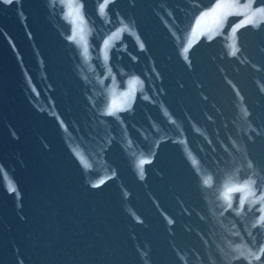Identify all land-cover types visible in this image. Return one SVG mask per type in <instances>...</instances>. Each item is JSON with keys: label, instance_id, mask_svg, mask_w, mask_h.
<instances>
[{"label": "water", "instance_id": "water-1", "mask_svg": "<svg viewBox=\"0 0 264 264\" xmlns=\"http://www.w3.org/2000/svg\"><path fill=\"white\" fill-rule=\"evenodd\" d=\"M0 119L61 264H264V0H0Z\"/></svg>", "mask_w": 264, "mask_h": 264}, {"label": "snow or ice", "instance_id": "snow-or-ice-1", "mask_svg": "<svg viewBox=\"0 0 264 264\" xmlns=\"http://www.w3.org/2000/svg\"><path fill=\"white\" fill-rule=\"evenodd\" d=\"M262 251H264V250H262Z\"/></svg>", "mask_w": 264, "mask_h": 264}]
</instances>
